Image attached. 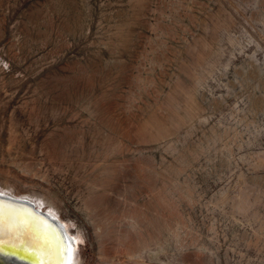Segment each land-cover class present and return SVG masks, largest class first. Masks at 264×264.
Instances as JSON below:
<instances>
[{
  "label": "rangeland",
  "instance_id": "obj_1",
  "mask_svg": "<svg viewBox=\"0 0 264 264\" xmlns=\"http://www.w3.org/2000/svg\"><path fill=\"white\" fill-rule=\"evenodd\" d=\"M0 188L80 264H264V0H0Z\"/></svg>",
  "mask_w": 264,
  "mask_h": 264
},
{
  "label": "snow or ice",
  "instance_id": "obj_2",
  "mask_svg": "<svg viewBox=\"0 0 264 264\" xmlns=\"http://www.w3.org/2000/svg\"><path fill=\"white\" fill-rule=\"evenodd\" d=\"M5 248L13 251L5 252ZM75 248V236L63 225L54 229L43 217L5 202L0 195V257L34 256L37 264H72Z\"/></svg>",
  "mask_w": 264,
  "mask_h": 264
},
{
  "label": "bare ground",
  "instance_id": "obj_3",
  "mask_svg": "<svg viewBox=\"0 0 264 264\" xmlns=\"http://www.w3.org/2000/svg\"><path fill=\"white\" fill-rule=\"evenodd\" d=\"M0 195L5 202L13 204L15 207H22L25 209L30 210L37 216L43 217L54 229H59L60 225H63L64 230L67 231L66 225L61 222L54 213L44 209L40 204L36 202L35 199L29 198V196L20 195L19 193L12 192L9 190H5L0 188ZM38 200V199H37ZM68 232V231H67ZM69 233V232H68ZM70 235V234H69ZM71 236V235H70ZM76 240V237H75ZM76 242V248L74 249V255L72 264H80L81 258L78 255V247ZM13 249L5 248V252L10 253ZM21 253H17L20 255ZM0 264H37L36 257L34 256H27L26 259L20 260L16 256L6 255L0 257ZM47 264V262H46Z\"/></svg>",
  "mask_w": 264,
  "mask_h": 264
}]
</instances>
